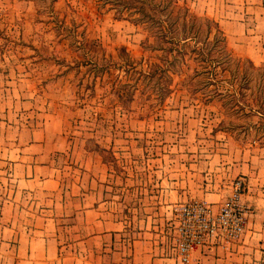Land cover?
<instances>
[{
    "label": "rangeland",
    "instance_id": "obj_1",
    "mask_svg": "<svg viewBox=\"0 0 264 264\" xmlns=\"http://www.w3.org/2000/svg\"><path fill=\"white\" fill-rule=\"evenodd\" d=\"M140 4L173 21L177 36L191 26L192 14L213 19L224 34L217 45L229 51V75L237 82L239 65L249 59L259 67L247 73L244 91L254 96L264 89V0H0V163L60 168L63 183L48 212L55 264H165L159 258L191 264L198 247L227 246L244 231L227 243H198L184 259L175 207L199 200L217 210L239 177L247 224L251 207L243 194L250 173L232 174L229 165L258 170L263 163L264 171V148L237 129L250 118L225 115L237 127L219 128L220 101L204 95L213 86L203 73L202 89L189 77L197 64L189 45L164 75L138 72L161 62L171 34L150 15L129 20ZM214 31L192 45L215 46ZM83 175L87 187L77 185ZM255 177L249 182L257 183ZM85 188L83 212L78 197Z\"/></svg>",
    "mask_w": 264,
    "mask_h": 264
},
{
    "label": "crops",
    "instance_id": "obj_2",
    "mask_svg": "<svg viewBox=\"0 0 264 264\" xmlns=\"http://www.w3.org/2000/svg\"><path fill=\"white\" fill-rule=\"evenodd\" d=\"M260 164L258 170L255 165L248 169L249 163L229 165L232 174L250 173L243 197L251 211L241 237L227 246L210 243L198 247L192 254L191 264H264V171L260 173L263 163ZM6 171L9 172L5 177L2 173ZM59 172L55 163H0V186H9L6 192L0 189V264H55L58 247L53 231L48 232V212L53 210L49 206L55 189L63 183ZM256 175L259 181L250 183ZM89 183L91 181L83 175L77 185L87 187ZM86 189L78 197L83 212L88 210L85 200L90 195ZM71 209L69 214L72 215L75 207ZM94 211L98 217V211ZM27 214L36 218L28 222V218H16ZM159 259L165 264L172 261Z\"/></svg>",
    "mask_w": 264,
    "mask_h": 264
},
{
    "label": "trees",
    "instance_id": "obj_3",
    "mask_svg": "<svg viewBox=\"0 0 264 264\" xmlns=\"http://www.w3.org/2000/svg\"><path fill=\"white\" fill-rule=\"evenodd\" d=\"M135 7H137L136 12H138L139 15L138 17H128L129 20L143 22L145 21L143 18L150 15V20H153V23L160 27L166 26L167 32H171L168 39H166L168 45L161 47L164 48V54L160 56L161 62L154 61L151 63L152 65H149L148 68H154L152 72L150 70L146 71L141 69L138 70V72L148 78L151 75H156L157 73L159 76L164 75L165 72L169 70V64H172L173 58L176 57L177 54H183V46L189 45L190 50L195 53V60L197 62L195 71L189 77H195L194 79L197 83V88L202 89V86L198 85V75L203 73L205 74L209 85L213 86L208 90V92L204 93V95L206 94L208 96L206 97L207 99L220 101L223 117L220 120L219 128L231 133L238 126L237 129L243 131L245 136L251 135L250 144L264 146V89L261 91V93H259V95L254 96H249V94H246L244 91L246 87L245 83L247 82L245 78L248 80L247 73L251 72L252 70L257 71L259 66L255 65V63L249 59L247 60L248 64H240L237 69L239 72V78L237 79V82H235L234 79L229 75V72L232 71V68H230L226 61V56L229 54V51L224 53L223 43L221 45H217L218 41L224 40V34L216 22L213 21V19L210 17H202L192 14L191 26L189 25L186 27V32L182 36H177L180 34L176 33L173 21L157 18L156 10H152L148 13L143 4L135 5ZM152 8H154V6ZM114 17L127 18L125 15H117ZM213 27L215 28V31L213 32L212 39L216 43L214 44L215 46L208 47L206 43H203V45H192L191 41L192 39H195L194 37L199 36V34L203 32H210ZM193 41L199 42L200 40L195 39ZM176 42L178 46L174 45ZM127 63L128 65H134L133 59H128ZM166 76H168V74H166ZM161 86L157 87L158 91L157 88H155L158 92V96L162 95ZM149 88V92L154 90L153 86ZM237 113L249 117L250 120L243 124L239 123L237 126L230 124L229 121H223L225 115ZM251 116L256 118L252 119Z\"/></svg>",
    "mask_w": 264,
    "mask_h": 264
},
{
    "label": "built area",
    "instance_id": "obj_4",
    "mask_svg": "<svg viewBox=\"0 0 264 264\" xmlns=\"http://www.w3.org/2000/svg\"><path fill=\"white\" fill-rule=\"evenodd\" d=\"M243 188L242 178H236L231 193L217 210L199 200L175 207L182 224L177 252L183 254L184 259L188 250L198 243L213 242V239L227 243L241 235L246 226V210L240 202Z\"/></svg>",
    "mask_w": 264,
    "mask_h": 264
}]
</instances>
